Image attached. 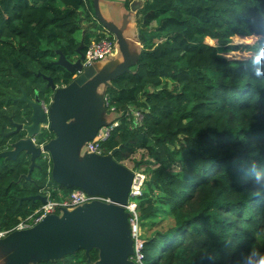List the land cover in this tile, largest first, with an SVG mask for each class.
I'll list each match as a JSON object with an SVG mask.
<instances>
[{
    "label": "trees",
    "instance_id": "16d2710c",
    "mask_svg": "<svg viewBox=\"0 0 264 264\" xmlns=\"http://www.w3.org/2000/svg\"><path fill=\"white\" fill-rule=\"evenodd\" d=\"M137 11L140 47L129 69L104 86L105 112L114 113L106 123H117L99 146L102 154L114 149L116 162L144 152L131 166L145 169L134 197L140 261L255 264V254L264 253V74L256 75L261 65L252 58L264 48V0H142ZM94 19L92 0H0L1 130L8 117L27 122L28 105L21 104L22 114L11 105L21 89L47 103L37 78L49 75L58 86L71 80L74 72L55 63L57 51L69 60L79 45L83 52L100 35ZM235 51L248 55H225ZM129 108L141 112L135 126ZM20 134L0 139V150ZM19 154L0 158V228L39 204L19 197L46 187L54 195L45 184L28 185L29 162ZM97 258L96 248L87 255L80 248L28 264Z\"/></svg>",
    "mask_w": 264,
    "mask_h": 264
},
{
    "label": "water",
    "instance_id": "95a60500",
    "mask_svg": "<svg viewBox=\"0 0 264 264\" xmlns=\"http://www.w3.org/2000/svg\"><path fill=\"white\" fill-rule=\"evenodd\" d=\"M92 0L93 12L102 27L117 41L121 63L107 71L94 73L92 64L82 68L81 45L76 49L74 59H67L57 51L55 63L80 76L65 86H55L49 75L42 74L47 87L53 88L54 96L47 104L45 112L41 101L26 97L21 89L17 100H23L30 108L28 122L20 123L8 117L13 126L10 130L0 129V137H7L25 131V137L10 143V148L0 150V158L14 159L19 153L29 156V166L25 175L30 180V171L41 152L51 160V179L65 187L80 188L90 195L107 198V202L91 200L71 209L61 208L60 214L49 213L33 226L14 230L0 238V249L5 252L0 264H28L40 259H54L76 249L96 248L97 264H135L128 256L132 252L131 238L127 224L126 203L132 171L116 162L111 153H84L78 157L79 146L93 138L97 129L104 124L97 119V110L103 105V94H95L98 84H107L110 79L129 69L134 59L128 55L121 31L111 23L101 19ZM139 4L133 0L130 10L135 11ZM73 73V74H74ZM39 74V73H37ZM97 119V120H96ZM46 128L53 137L37 145L33 136ZM38 167V165H36ZM45 201L44 195L29 194L18 198Z\"/></svg>",
    "mask_w": 264,
    "mask_h": 264
},
{
    "label": "built area",
    "instance_id": "2783aa9c",
    "mask_svg": "<svg viewBox=\"0 0 264 264\" xmlns=\"http://www.w3.org/2000/svg\"><path fill=\"white\" fill-rule=\"evenodd\" d=\"M100 33L98 37L90 39L89 43L86 45L82 52V57L80 59L81 66H87L92 64L95 60L102 58L103 56L110 54L113 50L115 40L112 35L108 34L104 29L97 31ZM106 95L103 94V105L106 103ZM41 107L46 112V105L41 101ZM112 109V108H110ZM128 111L131 114V124L133 126L140 123L141 112L137 109L129 108ZM116 121L107 124L106 122L102 124L92 139L84 142L85 150L88 152L101 153L99 143L103 140L109 133L112 126L116 125ZM48 166H46L45 171H48ZM132 171V177L129 185L128 195L126 203L123 205L124 210L127 215V224L129 229V235L131 238L132 252L128 256L135 264L141 263V246L142 241L140 238V224L136 212V203L134 197L140 193L141 184L145 178V173L141 167H130ZM45 197V201L35 206L29 213L23 217H19L17 221L9 227L0 228V238L5 236L7 233L14 230H21L33 226L43 216L49 213H60L61 208L65 207L71 209L77 205H81L85 202L91 200H100L107 202V198L99 195H90L85 193L80 188H73L67 194L62 196L60 199L51 198L49 191L41 193Z\"/></svg>",
    "mask_w": 264,
    "mask_h": 264
},
{
    "label": "rangeland",
    "instance_id": "374dc122",
    "mask_svg": "<svg viewBox=\"0 0 264 264\" xmlns=\"http://www.w3.org/2000/svg\"><path fill=\"white\" fill-rule=\"evenodd\" d=\"M112 1H114V0H108L107 2L105 0H99L98 1V8H99V11H100V13L104 19H105L106 15L117 13V9H116L117 6L115 4H112ZM139 17H140V12L139 11L135 12L134 15L131 16L130 19H128L127 24L125 25L124 30L122 32V36L124 37V39L127 43V46L129 48H133L135 46V23H136L135 19H137ZM94 21H95V26H94L93 30H95L94 33L97 34V31L102 30L104 28L101 27V24L99 23V21H96L95 19H94ZM87 22H88V20L84 21L82 23V26L85 25ZM94 37H91V39ZM255 38H256L255 36L247 37V38L246 37L233 36L232 42H251ZM206 41H208L209 43H212V41H210L208 39H206ZM119 54H120V51L118 49V46H116L112 53L107 54V55L103 56L102 58L95 60L93 62V65H92V70H94V73L102 71V70L107 71V70L111 69L114 66V64L116 63V60L119 58ZM225 55L230 56V57H234V58H243V57H246L248 55V53L235 51V52H228ZM73 58H75V56ZM133 59H134V57H133ZM87 67L88 66H82L83 69L87 68ZM81 72L80 73L75 72V77L71 78V80L67 83V85L70 84L72 81H74L75 78L79 77ZM36 82H37L38 90L42 89V93H40V96L42 97V96L46 95L47 101H49L50 97L52 98L54 96V93H52L53 88L47 87L45 85L44 79L37 78ZM103 85L104 84H100L97 86V89L95 90V94L97 95V97H99V95L102 93ZM32 92H33V94H31ZM32 92H29L30 94H29V96H27L28 99L34 98L36 96V94H37L36 90H34ZM23 103H24L23 100H16V101L12 102L11 105L13 107H15L16 109H19V111L22 114L21 104H23ZM103 115H104L103 110H99L97 112V118L99 120L102 119ZM113 115H114L113 112H109V113L105 112V117H103L102 121L106 120V122H107L110 118L113 117ZM10 126H11V124L8 122V123H5L4 128H8ZM3 131H5V130H3ZM50 134H51L50 131H48L46 128H43L40 136L36 139V141L42 142V141L50 138V136H51ZM3 138L4 137H2V138L0 137V139H3ZM1 145L3 148L5 146H7L6 139L1 143ZM21 157L26 159V155H23V153L21 154ZM144 157H145L144 152L142 150H137V152H135L130 159H127L126 161H124V164L128 167H131L135 161H140ZM36 165H40V167H36ZM47 165H50L49 157L46 153H41L40 156L38 157V159H36V162H35V165L33 166L30 178H33V181L37 182L35 184L36 186H41L44 184L46 186H49L52 189V192L54 193V195H50L51 198L60 199L64 195V193L58 187L59 184L55 183L51 178H50L51 180H49V174L42 171V169H40L41 167L46 168ZM28 166H29V163H28ZM143 171L145 173L144 168H143ZM42 172H43V175H42ZM30 180L28 181V185L32 186L33 184ZM46 188H47V191H50L48 189V187H46ZM140 233H141V228H140ZM263 238H264V234H263ZM4 256H5V252L3 253L2 251H0V263L4 260Z\"/></svg>",
    "mask_w": 264,
    "mask_h": 264
},
{
    "label": "crops",
    "instance_id": "0c3cea01",
    "mask_svg": "<svg viewBox=\"0 0 264 264\" xmlns=\"http://www.w3.org/2000/svg\"><path fill=\"white\" fill-rule=\"evenodd\" d=\"M98 1L99 0H96L95 1V6H96V8H97V10H98V13H99V15H100V17H101V19L102 20H104L105 22H108V23H111L112 25H114L115 27H117V28H119L120 29V31H121V35H122V32H123V30H124V27H125V25L127 24V21H128V19H130L131 18V16H133L134 15V13L138 10V8L140 7V5L142 4V0H135V1H137L138 3H140L139 4V7L135 10V11H133V10H130V8H129V4H130V2L131 1H133V0H127V7L124 5V1L125 0H114V1H112V4H115L117 7H116V9H117V13L116 14H110V15H106L105 16V19L102 17V15H101V13H100V11H99V8H98ZM106 2L108 1V0H105ZM94 13V12H93ZM95 16V15H94ZM95 20L96 21H98V19L97 18H95ZM135 21H136V19H135ZM101 27H102V25H101ZM136 29H137V22L135 23V46L133 47V48H129L128 46H127V43H126V41H125V39H124V37L122 36V38H123V40L125 41V46H126V48H127V52H128V55L131 57V58H133L136 54H137V51H138V48L140 47V43L137 41V39H136ZM105 30V29H104ZM106 31V30H105ZM107 32V31H106ZM108 33V32H107ZM108 34H110V33H108ZM111 35V34H110ZM113 36V35H112ZM113 38H114V40H115V44H114V47H113V50H112V52L114 51V49H115V47L116 46H118V44H117V41H116V39H115V37L113 36ZM111 52V53H112ZM72 59H74V58H72ZM71 59V60H72ZM121 61H122V59H121V54H119V58L116 60V63L114 64V66L116 65V64H120L121 63ZM113 66V67H114ZM112 67V68H113ZM76 73H80V71H76ZM73 77H75V73L72 75V78ZM65 85H67V83L66 84H63V85H60V86H65ZM98 85H100V84H98ZM97 85V86H98ZM106 84H104L103 85V90H104V86H105ZM55 86H58V85H55ZM97 86H96V88H95V90L97 89ZM103 90H102V93L101 94H103ZM50 99H51V97H50ZM49 99V100H50ZM49 102V101H48ZM48 102L46 103L45 102V105H46V111H47V104H48ZM99 110H103V113H104V115H103V117H105V109L104 108H99L97 111H99ZM107 113H109V112H107ZM103 117H102V119H103ZM98 119V118H97ZM96 119V120H97ZM102 119L101 120H99V122L101 123V122H106V120L105 121H102ZM52 134V133H51ZM52 137H53V134H52ZM51 137V138H52ZM50 139V138H49ZM48 140V139H47ZM46 140H44V142H45ZM43 142V141H42ZM42 153V152H41ZM43 153H45V152H43ZM84 153H89L88 151H86L85 150V147H84V142L79 146V148H78V157H80V156H82ZM47 154V153H46ZM102 154V153H101ZM48 155V154H47ZM49 157V156H48ZM36 161V160H35ZM49 161H50V165H47L48 166V171H45L46 173H48L49 174V177L51 178V176H50V171H51V160H50V158H49ZM126 161V160H125ZM118 163H120V164H123V165H125L124 164V161L123 162H118ZM126 166V165H125ZM38 167H39V165H38ZM128 167V166H127ZM128 168H130V167H128ZM30 179H32L33 180V178H30ZM67 192H64V195L66 194ZM63 195V196H64ZM55 214H57V215H59L60 213L57 211ZM4 237V236H3ZM2 238V237H1ZM0 251H2L1 249H0ZM3 252V251H2ZM4 253V252H3Z\"/></svg>",
    "mask_w": 264,
    "mask_h": 264
},
{
    "label": "clouds",
    "instance_id": "9594fccd",
    "mask_svg": "<svg viewBox=\"0 0 264 264\" xmlns=\"http://www.w3.org/2000/svg\"><path fill=\"white\" fill-rule=\"evenodd\" d=\"M252 62L254 65H261V67L256 68V75L264 74V48H261L252 58ZM255 264H264V253L257 252L255 254ZM252 258V254H249L248 259Z\"/></svg>",
    "mask_w": 264,
    "mask_h": 264
},
{
    "label": "flooded vegetation",
    "instance_id": "af4514ba",
    "mask_svg": "<svg viewBox=\"0 0 264 264\" xmlns=\"http://www.w3.org/2000/svg\"><path fill=\"white\" fill-rule=\"evenodd\" d=\"M30 100H33V98H30ZM27 110L29 111V113H27V118H28V116H29V114H30V108H29V106H28ZM28 111H27V112H28ZM27 122H28V121H27ZM20 123H24V121H23V122H20ZM11 128H13L12 125H11L10 127H8L6 130H10ZM18 132H21V134L18 135L17 137H15L14 139H11V141L9 142V145H8L7 147H5L6 149L10 148V143H11V142L15 141L16 139L24 138V137H25V131H24L23 129H20ZM18 132H17V133H18ZM17 133H15V135H16ZM13 135H14V134H13ZM7 137H8V136H7ZM36 139H37V133L33 136V143H34L35 145L41 143V141L37 142ZM21 154H22V153H20L19 155H21ZM23 155H25V154H23ZM26 159H27L28 162H29V156H28V155H26ZM35 162H36V161H35ZM39 166H40V165H39ZM30 181L32 182V184H33L34 186H36L35 184H36L37 182L33 181L32 179H31Z\"/></svg>",
    "mask_w": 264,
    "mask_h": 264
}]
</instances>
